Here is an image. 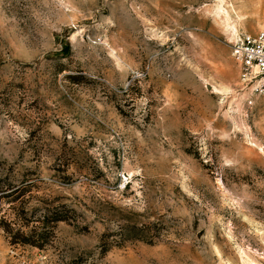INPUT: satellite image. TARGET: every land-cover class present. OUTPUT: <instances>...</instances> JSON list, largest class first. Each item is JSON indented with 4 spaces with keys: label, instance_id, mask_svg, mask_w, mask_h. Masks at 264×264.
<instances>
[{
    "label": "rangeland",
    "instance_id": "obj_1",
    "mask_svg": "<svg viewBox=\"0 0 264 264\" xmlns=\"http://www.w3.org/2000/svg\"><path fill=\"white\" fill-rule=\"evenodd\" d=\"M261 31L264 0H0V264H264Z\"/></svg>",
    "mask_w": 264,
    "mask_h": 264
},
{
    "label": "built area",
    "instance_id": "obj_2",
    "mask_svg": "<svg viewBox=\"0 0 264 264\" xmlns=\"http://www.w3.org/2000/svg\"><path fill=\"white\" fill-rule=\"evenodd\" d=\"M232 54L241 67L243 83L254 95L264 96V31L239 35Z\"/></svg>",
    "mask_w": 264,
    "mask_h": 264
},
{
    "label": "trees",
    "instance_id": "obj_3",
    "mask_svg": "<svg viewBox=\"0 0 264 264\" xmlns=\"http://www.w3.org/2000/svg\"><path fill=\"white\" fill-rule=\"evenodd\" d=\"M4 229L7 231L8 229L6 227H4ZM7 232H10V231H7Z\"/></svg>",
    "mask_w": 264,
    "mask_h": 264
},
{
    "label": "bare ground",
    "instance_id": "obj_4",
    "mask_svg": "<svg viewBox=\"0 0 264 264\" xmlns=\"http://www.w3.org/2000/svg\"><path fill=\"white\" fill-rule=\"evenodd\" d=\"M224 2V0H222Z\"/></svg>",
    "mask_w": 264,
    "mask_h": 264
}]
</instances>
